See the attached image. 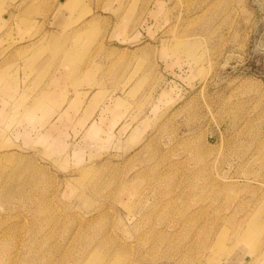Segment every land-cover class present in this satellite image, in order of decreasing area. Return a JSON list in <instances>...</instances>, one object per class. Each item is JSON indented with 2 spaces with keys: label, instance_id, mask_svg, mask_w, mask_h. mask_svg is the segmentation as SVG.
Segmentation results:
<instances>
[{
  "label": "rangeland",
  "instance_id": "rangeland-1",
  "mask_svg": "<svg viewBox=\"0 0 264 264\" xmlns=\"http://www.w3.org/2000/svg\"><path fill=\"white\" fill-rule=\"evenodd\" d=\"M0 64V264H264V0H0Z\"/></svg>",
  "mask_w": 264,
  "mask_h": 264
},
{
  "label": "crops",
  "instance_id": "crops-1",
  "mask_svg": "<svg viewBox=\"0 0 264 264\" xmlns=\"http://www.w3.org/2000/svg\"><path fill=\"white\" fill-rule=\"evenodd\" d=\"M59 23V26L60 25H62L63 23L62 22H58ZM14 55L16 54V51L13 53ZM13 57V56H12ZM11 56H10V58H12ZM5 63V62H4ZM1 65V64H0ZM3 67V64H2V66H0V68H2ZM52 77H54V79L56 80V81H58V80H60V79H62V72L61 71H56V73H54V75L52 76ZM46 79H47V77H46ZM0 92H14V89H8V88H1V86H0ZM21 92V91H20ZM42 92H57L56 91V89L54 90V89H45V90H43ZM93 129H95L94 128V126L93 125H90L89 127H88V131L89 132H91Z\"/></svg>",
  "mask_w": 264,
  "mask_h": 264
}]
</instances>
